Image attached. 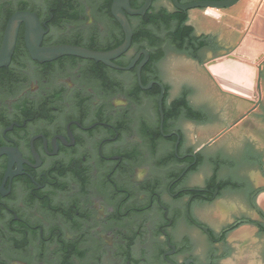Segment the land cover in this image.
Returning <instances> with one entry per match:
<instances>
[{"label":"flooded vegetation","instance_id":"flooded-vegetation-1","mask_svg":"<svg viewBox=\"0 0 264 264\" xmlns=\"http://www.w3.org/2000/svg\"><path fill=\"white\" fill-rule=\"evenodd\" d=\"M166 1L152 0L143 15L125 12L130 45L111 62L137 59L123 69L70 54L40 61L26 42L37 22L42 47L113 49L124 31L112 0H0V47L9 18L23 13L0 66V264H264V185L247 174L253 143L242 137L227 148L218 134L201 141L219 110L194 100L193 83L172 93L162 67L170 52L202 66L206 52L231 48L196 33L191 9ZM143 2L129 0L132 8ZM162 9L186 12L206 44L177 49L148 21L160 22ZM145 23L157 40L137 37Z\"/></svg>","mask_w":264,"mask_h":264},{"label":"water","instance_id":"water-1","mask_svg":"<svg viewBox=\"0 0 264 264\" xmlns=\"http://www.w3.org/2000/svg\"><path fill=\"white\" fill-rule=\"evenodd\" d=\"M152 0H144L139 8H132L129 0H112L111 12L117 18L124 31L121 44L107 51H94L84 47L60 44L42 47L39 45V36H33L39 28L34 22L30 25L29 34L26 36L27 47L30 55L40 61L50 60L64 54L78 55L102 61L115 67L127 69L128 66L120 67L111 62V59L123 53L130 45L132 30L126 18L129 14L143 15ZM239 0H196L189 3L174 5L181 10L189 11L188 22L193 25L196 33H213L221 47L231 48L243 33L247 22L208 9H224L236 4ZM166 3L167 1L164 0ZM205 8V9H192ZM23 13H15L5 27L0 47V66L6 65L11 57L17 24ZM144 56L137 65V70L148 58V52L143 51ZM205 58L211 56L206 52ZM165 80L173 85L172 93H176L184 82L193 83L197 88L194 96L196 102L209 101L219 110V121L211 128L199 132V138L204 141L213 135H217L218 142L225 144L227 148L237 147V142L242 137L249 138L255 151L254 158L250 163L247 174L250 181L256 186L264 185V0H260L250 23L239 42L228 52L220 53L215 57L197 65L183 54L170 52L162 63ZM214 81H213V80ZM140 82V81H139ZM158 83V82H157ZM216 83V84H215ZM150 85V84H149ZM149 85L144 86L145 88ZM160 92L158 96V109L162 120V98L164 88L158 83ZM223 91H221L219 88ZM260 106L257 101L260 97ZM225 91V92H224ZM228 92V93H227ZM240 118L224 133L221 129L226 124H231L236 118ZM222 133V134H221ZM221 134V135H220ZM216 137L212 138L215 139ZM219 144V145H220ZM258 202L264 209V191L259 195ZM255 228L244 227V232L252 236Z\"/></svg>","mask_w":264,"mask_h":264},{"label":"trees","instance_id":"trees-1","mask_svg":"<svg viewBox=\"0 0 264 264\" xmlns=\"http://www.w3.org/2000/svg\"><path fill=\"white\" fill-rule=\"evenodd\" d=\"M159 19L154 18L155 15L149 16L148 21H154L159 29L168 33L172 43L181 51H190L206 44L207 37H195L193 35V27L185 24L187 21V13L183 11L168 12L162 9L158 14ZM157 20V21H156ZM159 22V23H157ZM173 22V23H172ZM159 24V25H158ZM147 24H141L137 29V37L147 34L151 41L157 40L158 36L152 34ZM156 55L154 58H156Z\"/></svg>","mask_w":264,"mask_h":264},{"label":"rangeland","instance_id":"rangeland-1","mask_svg":"<svg viewBox=\"0 0 264 264\" xmlns=\"http://www.w3.org/2000/svg\"><path fill=\"white\" fill-rule=\"evenodd\" d=\"M259 3H260V0H239L236 4H234L233 6H231L229 8H225V9L214 8L218 12L225 13L227 15H230L232 17L240 19L244 22H247V25H246L243 33L241 34V36L237 40L236 44L239 42V40L242 38L243 34L246 32V29L249 25V21L251 20L253 14L255 13V10H256ZM236 44H234L232 47H234ZM209 58H207V59H209Z\"/></svg>","mask_w":264,"mask_h":264},{"label":"crops","instance_id":"crops-1","mask_svg":"<svg viewBox=\"0 0 264 264\" xmlns=\"http://www.w3.org/2000/svg\"><path fill=\"white\" fill-rule=\"evenodd\" d=\"M249 23H250V21H249ZM216 84V83H215ZM219 88V87H218ZM220 89V88H219ZM221 90V89H220ZM221 91H223V90H221ZM260 97H259V101H257L258 103L260 102V100H261V87H260ZM225 92V91H224ZM228 93V92H227Z\"/></svg>","mask_w":264,"mask_h":264},{"label":"bare ground","instance_id":"bare-ground-1","mask_svg":"<svg viewBox=\"0 0 264 264\" xmlns=\"http://www.w3.org/2000/svg\"><path fill=\"white\" fill-rule=\"evenodd\" d=\"M208 9H211V10H215V11H216V9H214V8H211V7H209Z\"/></svg>","mask_w":264,"mask_h":264}]
</instances>
